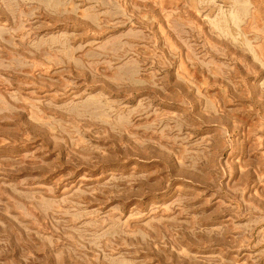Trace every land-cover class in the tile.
Wrapping results in <instances>:
<instances>
[{
  "label": "rangeland",
  "instance_id": "1",
  "mask_svg": "<svg viewBox=\"0 0 264 264\" xmlns=\"http://www.w3.org/2000/svg\"><path fill=\"white\" fill-rule=\"evenodd\" d=\"M0 264H264V6L0 0Z\"/></svg>",
  "mask_w": 264,
  "mask_h": 264
},
{
  "label": "crops",
  "instance_id": "2",
  "mask_svg": "<svg viewBox=\"0 0 264 264\" xmlns=\"http://www.w3.org/2000/svg\"><path fill=\"white\" fill-rule=\"evenodd\" d=\"M248 1L255 3V5H256V7H258V9H261L264 6V0H248Z\"/></svg>",
  "mask_w": 264,
  "mask_h": 264
}]
</instances>
